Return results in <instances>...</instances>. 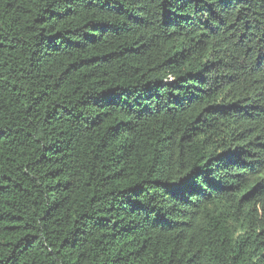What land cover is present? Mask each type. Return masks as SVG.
Wrapping results in <instances>:
<instances>
[{
	"label": "trees",
	"instance_id": "obj_1",
	"mask_svg": "<svg viewBox=\"0 0 264 264\" xmlns=\"http://www.w3.org/2000/svg\"><path fill=\"white\" fill-rule=\"evenodd\" d=\"M0 264H264V0H0Z\"/></svg>",
	"mask_w": 264,
	"mask_h": 264
}]
</instances>
